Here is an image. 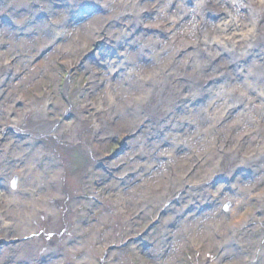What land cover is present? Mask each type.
<instances>
[{"label": "rangeland", "instance_id": "rangeland-1", "mask_svg": "<svg viewBox=\"0 0 264 264\" xmlns=\"http://www.w3.org/2000/svg\"><path fill=\"white\" fill-rule=\"evenodd\" d=\"M190 1L0 0V264H78L88 250L92 264H264V180L253 185L254 174L237 175V189L239 183L258 186L247 187L250 197L237 202L235 179L216 180L227 161L216 145L226 133L217 135L219 127L205 121L199 132L189 127L178 136L185 111L164 114L152 100L136 119L120 116L132 101L123 75L131 67L107 65L106 35L119 42V31L136 24L146 3L154 11L145 20L168 23L197 0ZM116 16L129 21L114 19L118 23L106 29ZM190 16L181 15L174 31L192 27ZM131 38L115 51L135 57ZM119 85L125 95L118 109L111 104ZM49 124L59 131L47 134ZM177 136L182 142L175 145ZM33 177L45 182L37 185ZM184 177L201 192L177 185ZM144 192L163 201H151L150 209L134 206ZM209 195L215 199L208 203ZM184 208L192 232L210 237L215 228L217 237L238 224L228 234L232 241L215 247L206 234L191 240L187 230L174 243L169 237L179 224L173 216ZM28 216L32 228L23 224Z\"/></svg>", "mask_w": 264, "mask_h": 264}, {"label": "bare ground", "instance_id": "bare-ground-1", "mask_svg": "<svg viewBox=\"0 0 264 264\" xmlns=\"http://www.w3.org/2000/svg\"><path fill=\"white\" fill-rule=\"evenodd\" d=\"M188 1L191 3L190 0ZM191 6L189 9L186 7L182 14H175L168 23H165L160 21L163 18H154L157 21L144 19L147 14L154 11V5L149 6L146 3L144 8L140 7L136 14V24L134 22L128 26L131 27L127 28L129 35L124 29L122 33L118 30L117 39L119 42H114L111 37L112 32L106 35L104 44L108 58L107 65L110 68L121 67L128 62L127 67H131V69L123 71V75L125 79H130L128 82L132 91L130 97L132 101L129 100V103L126 104L127 112L120 110V116L123 118V116L133 115L134 117L135 114H143L147 108L145 103L148 102L149 104L155 103L164 114H173L179 108L185 111L183 113L186 119L183 118L182 123H185L186 126L181 127L180 131L178 130L176 133L178 136L181 132L187 131L189 127H194L196 132H199V127L205 121L211 123V126H218L217 135L225 132L226 137H223L224 141L216 146L219 147V150L224 151L222 155L227 161L224 163L223 170L220 169V173L215 174L216 180L219 177L234 180L237 175L242 177L240 174L249 175L252 173V176L254 174L253 179L256 180L253 185H257L258 182L264 180V0H197ZM189 13L193 26L187 25L181 27L182 31L179 29L174 31L181 22V15L183 17ZM103 16H93L90 21L102 20ZM114 19H118L120 22L129 21L120 16L110 20L108 18L106 20L108 23L105 24L106 29L118 23ZM226 29L230 31L227 32ZM219 33L224 34L219 35ZM129 38L136 43L132 52L137 57L136 59L131 54H119L115 51V47L119 48V45ZM141 39L144 42H141ZM256 84H260L259 87ZM145 88H148L149 91H146ZM133 90H138V92L133 93ZM115 92H118L119 96L112 97L111 105H115L119 109L117 99L120 96L124 97L125 94H122L121 85L116 87ZM151 100L154 102L152 103ZM252 100H259L261 102L259 107L252 104ZM38 109L43 111L40 107ZM239 112H243V114L240 116ZM229 113L233 114V120L228 118ZM253 115L254 117H252ZM136 118L137 116L134 117V119ZM45 129L47 134L59 131L51 124ZM217 135L215 134V140L218 139ZM178 136L175 145L182 142ZM244 146H248V148H244ZM46 170H48L47 167L44 168V171ZM212 174L213 172H210V175L204 176L201 183L204 182L205 186H208L210 178L214 176ZM33 178L38 180L37 185L45 182L44 177ZM182 183L187 184L188 188L185 190L188 192H201V188H195L187 177L180 179L177 185ZM163 185H165L164 182ZM232 185L235 187L233 194L235 202H237V197L243 196L244 199L250 197L251 190L247 191V187L254 189L257 187L258 189V186H249L248 184H244L243 188L240 183L239 189H237L238 180L236 181V179ZM178 189L181 187L178 186ZM206 190L211 191L209 188ZM211 192L214 193V191ZM262 195L263 193L260 194V197ZM213 198L215 199V197ZM213 198L212 195H209L205 202L208 200L209 203V200H214ZM154 200H157L158 203L163 201L162 196H153L152 193L144 192L143 196H140L133 205L136 206L139 203L141 209H145V207L150 209V202ZM78 202L80 201L75 199L72 206L76 207L79 205ZM243 202L246 203L245 200ZM34 203L35 200H33ZM190 206L193 208V204ZM31 217L28 216L26 218L28 221L23 224L31 226L33 220ZM189 218L190 214L186 213L185 208L173 216L174 222L179 224L178 229H172L173 238L169 237L174 243L179 239V235L181 238V234L187 230L189 236L192 235L190 236L191 240L197 237L203 239L204 237L199 236V233L207 235L206 231L192 232L194 227L192 223L187 222ZM197 218L201 220L200 217L197 216ZM166 222L168 223V221ZM234 225L236 226L235 223ZM234 225L229 223L226 226L228 229L225 228L226 231L222 234L217 233V237L213 234L216 233L215 228L213 227L214 230L209 229L210 237L207 235L209 243L215 244V247L217 244L221 247L222 244L225 245L230 240L232 241L233 238L228 234L234 235L238 224L236 227ZM219 226L223 227L222 224ZM219 226H216V230L222 229ZM23 227L25 228V226ZM166 227L167 224H164L163 229L165 230ZM95 236V233L92 234V241ZM222 236H224L223 243L222 240L219 241ZM91 252L92 250H88L82 258H78V264L81 259L85 264H92L94 258H91L93 256ZM205 256L209 257L208 253H204L203 259L209 261L210 257L208 259Z\"/></svg>", "mask_w": 264, "mask_h": 264}]
</instances>
